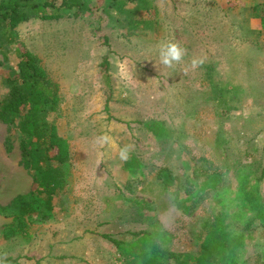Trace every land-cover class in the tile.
I'll list each match as a JSON object with an SVG mask.
<instances>
[{
  "label": "rangeland",
  "instance_id": "rangeland-1",
  "mask_svg": "<svg viewBox=\"0 0 264 264\" xmlns=\"http://www.w3.org/2000/svg\"><path fill=\"white\" fill-rule=\"evenodd\" d=\"M48 1L54 7L47 12L59 18L20 23L12 44L0 34V99L5 75L17 71V51L38 55L60 95L57 110L39 122L56 125L71 158L47 163L65 173L64 188L50 210L42 196L29 198L33 209L23 220L30 238L18 232L3 240L0 259L121 264L111 238L128 247L139 232L159 233L164 240L157 242L172 251L197 252L205 221L223 211L244 238L238 264H264V221L239 193L256 187L264 203V0H127L120 13L107 7L112 0H82L78 15L64 10L63 0ZM169 41L187 50L172 68L159 58ZM201 56L204 64L193 69L191 60ZM154 122L168 135L158 136ZM104 135L113 142H99ZM23 137L0 122V236L17 224L12 199L33 188L35 171L21 162ZM126 144L141 163L136 176L119 158ZM201 157L224 175L187 212L173 201L177 181L165 187L160 175L165 169L185 186Z\"/></svg>",
  "mask_w": 264,
  "mask_h": 264
},
{
  "label": "trees",
  "instance_id": "trees-1",
  "mask_svg": "<svg viewBox=\"0 0 264 264\" xmlns=\"http://www.w3.org/2000/svg\"><path fill=\"white\" fill-rule=\"evenodd\" d=\"M127 0H112L107 6L115 12L123 11V4ZM145 3V0L143 1ZM48 0H1L0 1V34L5 36L6 42H16L17 27L20 23L32 17L42 19L59 18L61 14L48 13L49 7H54ZM63 9L78 15L83 10L82 0H63ZM104 37V42H106ZM17 71L5 75L8 84L7 94L0 99V122L13 127L24 135L20 140L21 162L29 171H35L32 177L33 188L26 194H18L12 199L10 208L14 210L16 218L15 231L20 233L26 224L23 216L31 213L29 198L33 195L42 196L44 207L50 210L54 196L64 188L65 173L57 167L48 166V162L65 164L71 158L70 146L66 138L59 132L55 124L39 122V117L55 112L60 102L59 85L53 80L41 59L34 52L24 47L17 51ZM108 63H104L106 66ZM158 136H167L168 131L160 122L152 124ZM31 143H28L27 140ZM7 151L11 149V140H7ZM191 174L184 176L185 186L180 185L179 177H173L170 172L162 169L160 175L165 187L177 181L173 190V201L178 206L189 211L203 195H208L211 190L219 185L223 170L212 160L201 157L196 162ZM141 168V163L134 157L124 162V170L131 176H136ZM264 176V170L260 177ZM159 178V179H160ZM181 189L186 194L180 197ZM227 191V190H226ZM239 193L243 205L248 210H255V217L264 221V203L256 187L248 188L244 185ZM218 195V192L216 191ZM222 195V194H221ZM196 199V200H195ZM187 200L191 204H187ZM225 201V198L224 200ZM227 215L222 211L214 214L205 221V232L199 237L200 248L197 252H175L161 246L157 239L164 240L157 232L133 233L137 236L130 246H125L119 240L111 241L123 254L121 264H238L235 250L244 246L242 234L237 233L226 223ZM15 231L10 232L13 235ZM34 259L35 264H42L40 256L26 257ZM19 257H5L0 259V264H19Z\"/></svg>",
  "mask_w": 264,
  "mask_h": 264
},
{
  "label": "clouds",
  "instance_id": "clouds-1",
  "mask_svg": "<svg viewBox=\"0 0 264 264\" xmlns=\"http://www.w3.org/2000/svg\"><path fill=\"white\" fill-rule=\"evenodd\" d=\"M187 54V50L182 47L178 42L169 41L164 43L159 48L160 64L172 68L174 65L181 63ZM205 62V57H196L191 60L192 68H198ZM99 142L103 144H111L113 141L108 135H104L99 138ZM132 151V145L126 144L119 150V158L123 161H127L130 158Z\"/></svg>",
  "mask_w": 264,
  "mask_h": 264
},
{
  "label": "crops",
  "instance_id": "crops-1",
  "mask_svg": "<svg viewBox=\"0 0 264 264\" xmlns=\"http://www.w3.org/2000/svg\"><path fill=\"white\" fill-rule=\"evenodd\" d=\"M12 231H15V228H7L6 231L2 232L1 236H0V249H1V246H2V243H3V240L5 241L4 243H6L7 241H11V239H13L14 237H16L17 235V232L15 231V233L13 235H10V232ZM20 235L22 237H24L25 239L27 238H30V231H28V228H24L21 232H20ZM1 251V250H0ZM9 255H5V257H8ZM3 257V258H5ZM2 259V258H1ZM19 261V264H22V260L21 258L18 259ZM26 261H29V260H26ZM29 263V262H27Z\"/></svg>",
  "mask_w": 264,
  "mask_h": 264
}]
</instances>
